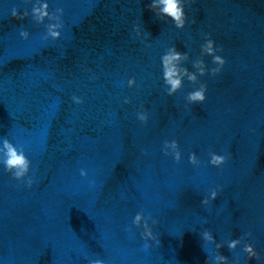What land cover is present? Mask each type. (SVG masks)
<instances>
[{
  "label": "clouds",
  "instance_id": "1",
  "mask_svg": "<svg viewBox=\"0 0 264 264\" xmlns=\"http://www.w3.org/2000/svg\"><path fill=\"white\" fill-rule=\"evenodd\" d=\"M159 6H160V14L162 16H166L170 18L176 28L182 29L185 27L186 23V16H185V10H184V5L182 3V0H159ZM44 8L47 7V5L43 6ZM150 9L153 10L154 8L157 7L156 3L152 2L149 5ZM34 12L40 13L41 18L43 16L48 15L47 12H41L40 9H33ZM59 11L63 14V9H59ZM12 16L16 17L17 19H23V16H20L17 12V10L14 8L12 10ZM26 16V13L24 14ZM57 27L62 28L63 24L60 25H52L50 26L49 34L54 38H60V31H55L52 29H55ZM20 36L27 40L29 37V33L27 31H21ZM221 49H217L215 47V42L212 39H207L204 45L202 46V55H208L213 58V63L215 65H218V67L212 68L211 73L212 75H216L221 71V68L223 65L226 63L225 59L222 58L220 55H217L216 52ZM188 58L187 53H182L176 49L175 46H172L170 50L162 56V66H163V79L166 85L170 86L168 88V95L171 96L174 93L177 92L178 89L181 88L182 84V79H181V71L183 72L184 75L188 77V80L190 82H196L197 76L194 74H190L187 70V68L184 69H178L177 63L181 60H186ZM194 67L198 68L199 73L201 76H204L206 74L205 72V67H204V61L202 59L197 60L194 65ZM134 81L130 80L129 84H132ZM207 86L205 84H201L199 87V90L192 91L188 94L187 96V101L190 104H196V103H202L205 101ZM76 103H83L82 100H78L75 96L72 98ZM127 102V101H125ZM172 146L175 148L176 147V141H173ZM0 152L3 153V160L2 163L5 165V168L8 172H11L13 177L16 180H22L27 173L29 172V167H30V161L24 154L23 149H18L16 146H14L13 143H11L9 140L4 139L3 141V147L0 148ZM179 153L176 155V159L179 160ZM190 162H194L195 160V154L192 153L189 156ZM226 161V157L223 155H212V159L210 161L211 164L213 165H220L224 164ZM81 176H87V173L84 170H81ZM28 186L31 187L32 185V180H28ZM217 197V192L212 191L211 192V199L215 200ZM202 203L207 204L209 203L208 199H204ZM141 220V215H137L135 218V223L139 224ZM155 223V221H154ZM204 236L207 239H211V236L205 232ZM142 237L145 240H148L149 238L153 240H157V237L153 235V232L151 229L148 228L147 224H145V232L142 233ZM239 243V240L233 239L228 247L229 249H234L236 244ZM145 247L147 248L148 245L146 244ZM217 247H220V245H217ZM244 252L247 253L249 259L256 258L259 259V256L257 252L254 250V247L252 244H246L244 246ZM219 259L224 260L227 262V257H219ZM91 264H102L100 260H95L92 261ZM206 264H208V259L206 261Z\"/></svg>",
  "mask_w": 264,
  "mask_h": 264
}]
</instances>
